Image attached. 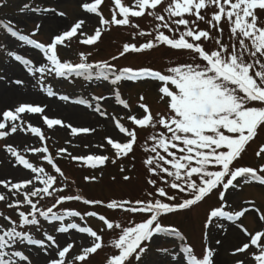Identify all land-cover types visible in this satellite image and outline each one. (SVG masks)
<instances>
[{
  "label": "snow or ice",
  "instance_id": "snow-or-ice-1",
  "mask_svg": "<svg viewBox=\"0 0 264 264\" xmlns=\"http://www.w3.org/2000/svg\"><path fill=\"white\" fill-rule=\"evenodd\" d=\"M103 0H94V3H85L82 7L89 13L100 16L102 26H128L139 29V25L132 22L131 18H141L147 13L156 23L152 31H139L134 36H149L147 42L140 45L125 43L117 60L126 54H141L160 46L168 47L177 52L189 54L187 62L178 63L169 60L165 71L143 67L134 70L130 67L118 68L108 61L89 62L91 53H79V62L61 61L58 56V46H67L66 41L79 34L83 45H96L102 37V29L98 27L93 35H88L82 29L85 25L83 19L78 20L69 29L56 34L48 45L22 35L10 26L8 32L19 41H24L40 50L47 63L38 68L33 67V61L25 59L22 55H15L17 61L28 67V71L53 73L57 77H83L91 80H111L113 85L121 81H141L158 83V92L161 102H167V113L153 114L149 107L143 103L139 107L144 115L140 118L130 114L127 119L140 129L151 128L150 134L143 146V151L148 155L143 161L147 168L149 178L147 184L155 189L148 192V200H116L105 204L101 200H90L80 194H62L68 187H57V175L46 172L43 167H37L29 162L17 148L6 145V151L15 158V162L25 169L36 173L34 178H29L13 183L11 180H0V186L8 189L12 195H23V200L17 199L8 203L9 209L15 208L19 222L0 212V217L6 222L0 224V264H32L30 255L22 250H17L21 244L36 245L48 257L46 264H87L89 258L105 247L101 234L91 227L81 226L76 222L65 223L67 218L78 217L84 220L85 216L98 218L107 230L119 229L117 238L112 240L110 247L115 251L107 257L106 264H216L217 250L205 246L198 254L191 245H184L177 253L159 247V243L166 236L185 237L176 227L164 224L168 215H175L181 211L193 210L195 206L210 196L214 190L218 191L219 199L225 200V191L235 189L243 179L256 181L264 185V165L257 168L239 166V160L245 153L247 146L264 131V0H134L132 6H126L122 0H113L114 8L111 20L105 19L98 12ZM2 6V5H0ZM25 5V8H28ZM160 9L159 11L157 9ZM214 9V10H213ZM41 11V9H31ZM212 10V11H210ZM52 11L53 9H44ZM165 13V14H162ZM64 16L63 12L59 13ZM118 16L122 18H117ZM205 23L207 29H201L200 23ZM228 26V42L224 41L225 29ZM39 25H37V31ZM215 31L217 35H212ZM167 33V34H166ZM209 43L215 47H209ZM22 83V81H16ZM49 95H55L49 87ZM118 102L125 109L130 105L120 98L119 90H115ZM61 100H68V96H60ZM97 100L107 97H96ZM145 98L140 97L143 101ZM85 103V101H79ZM102 116L107 115L100 107L95 109ZM45 107L40 105L20 104L13 109L5 110L0 114V139L14 134L23 125L22 115L43 114ZM46 125L52 128L63 125L60 119L42 117ZM71 127L70 125H64ZM115 126L124 134L125 140L107 137V144L115 151L117 159L127 157L134 151L137 142V132L129 130L119 119ZM161 129V130H158ZM25 131L45 137L42 130L31 124ZM95 129L71 127L72 134H87ZM151 142V143H149ZM33 153H48L47 147L28 148ZM61 149L60 152H66ZM72 160H83L90 167L96 168L109 161L107 155H88L76 157L68 153ZM256 156L264 159V146L260 147ZM44 159L52 166L54 172L62 179H67L56 164L53 157L45 155ZM124 168L121 167V172ZM155 177V179L151 178ZM125 181L130 177L125 175ZM85 180H95V177H85ZM39 181L42 187L36 186ZM158 181L164 186H159ZM167 189L176 190L182 194L170 195ZM222 189V190H221ZM79 191V190H77ZM45 197L53 198L54 203L46 210L37 206L38 201ZM159 197V198H157ZM9 197L0 193V202L7 201ZM82 202L84 205H103L109 210H121L130 214H142V221L135 222L129 219L128 226L108 219L97 211H81L65 209L63 212L53 211L54 208L66 202ZM30 206L26 213L21 210ZM248 211L244 208L235 213L225 211L218 207L210 212L205 223V228L215 226L223 228V223L214 220L237 221ZM43 217L49 223L59 222L55 230L59 233H69L76 230L87 234L86 244L80 245L79 254L73 252L75 242H67L61 246L57 238L44 233V238L34 239L23 226L39 228ZM259 219L264 221V214ZM248 237V242L235 249L233 255L250 253L254 264H264V230H257L255 234L243 229ZM46 241L48 243H46ZM221 241L217 239L216 245ZM155 253L161 259H153ZM72 253L69 259V254ZM234 264H246V259H239Z\"/></svg>",
  "mask_w": 264,
  "mask_h": 264
},
{
  "label": "rangeland",
  "instance_id": "rangeland-1",
  "mask_svg": "<svg viewBox=\"0 0 264 264\" xmlns=\"http://www.w3.org/2000/svg\"><path fill=\"white\" fill-rule=\"evenodd\" d=\"M85 3H94V0H0V84L3 88L15 89L19 93H37L41 97L48 99L51 102L58 104L60 107L75 110L80 108L78 120L72 121L73 126L78 128L95 129L87 134H72L70 129L64 125H56L49 128L40 114L22 115L23 125L21 129L14 134L10 133L7 138L0 139V180H12L13 183L20 182L29 178H34L36 173H31L30 170L25 169L22 165L15 162V158L6 151V145H11L17 148L22 155L25 156L29 162L37 167H43L46 172L52 175H57V187L65 185V179L59 177L54 169L49 167L45 155H52L55 158L64 159L65 163L71 161L68 153L76 157H86L88 155H107L109 161L104 165H99L94 169V173L85 170L86 165H79V176L84 180L79 182V188H83V197L90 200H101L105 204L113 199L116 200H148V192H154L155 189L147 184L149 173L144 166L143 161L148 155L143 151V146L147 137L153 133L151 128L140 129L135 126L127 117L130 114L137 115L138 118L144 115L143 110L139 107L141 103L147 105L150 111L155 114L167 113V102H161L160 94L158 92V83L156 82H141V81H121L116 85L111 83V80H87L83 77H57L53 73H44L43 76L39 72H29L28 67L22 62L15 59L16 55H22L25 59L33 61V67L38 68L44 66L47 61L43 53L35 49L33 45H29L24 41H19L18 37H13L6 26H10L13 30L19 31L22 35H28L30 39H35L38 43L48 45L52 42L56 34L62 33L69 29L78 20L83 19L85 25L83 31L88 35H93L95 30L100 27L102 29V37L96 45H83L79 41L83 37L77 34L76 37L70 41H66L67 46H58V56L61 61H71L73 63L79 62V53H91L89 57L90 63L98 61H108L118 68L130 67L134 70L149 67L154 70L165 71L169 66V60H175L178 63L187 62L189 54L186 52H177L165 46L147 51L141 54H126L117 60H112L113 56H119L125 43H134L140 45L147 42L151 37L149 36H134L133 34L139 31H152L157 21L152 17L147 16L141 18H131L132 22L138 24L139 29H134L128 26H102L100 25V16L96 13H89L82 6ZM126 6H132L134 0H122ZM28 5V8H25ZM39 8L41 11H32L31 9ZM114 3L113 0H103L99 6L98 12L102 13L103 18L111 20L113 15ZM44 9H53L52 11H43ZM160 10L159 8L157 9ZM214 10V9H213ZM212 11V10H210ZM63 12L65 15L60 16ZM165 14V13H162ZM166 15V14H165ZM261 15H264L262 13ZM117 18H122L118 16ZM37 25L39 30L37 31ZM201 29H207L205 23H200ZM225 34L224 41L228 42L229 29L224 25ZM167 34V33H166ZM212 35H217L215 31ZM209 47H215L214 44L209 43ZM103 49V50H102ZM24 72L22 76L21 73ZM22 81V83H16ZM56 93L49 95L48 90ZM119 90L120 98L124 99L130 108L125 109L121 105L115 95V90ZM60 96H68V100H61ZM143 96L145 99L140 100ZM96 97H107V99L97 100ZM6 98L3 93L0 94V99ZM30 104L39 105L43 102L42 99H29ZM85 101V103H79ZM25 102H17L0 108V114L5 110L13 109ZM42 106V104H41ZM66 106V107H65ZM43 107V106H42ZM100 107L101 111L106 112L107 115H101L95 109ZM66 108V109H67ZM46 109V106H45ZM38 115V116H34ZM49 116L59 118L57 113H49ZM48 117V116H47ZM61 118V117H60ZM120 122L129 130L135 128L137 132V142L134 145V151L129 153L127 157L117 159L116 164H112L111 160L115 159L114 149L107 144V137L113 139L125 140L124 134L120 133L115 126V120ZM72 120V119H71ZM31 124L42 130L45 137L41 140L39 136L31 133L30 130L25 131L27 125ZM64 127V128H63ZM161 130V129H158ZM151 143V142H149ZM264 146V131L258 133L257 137L249 143L242 159L239 160V166H250L257 168L259 165H264V159L256 156L260 147ZM47 147L48 153H33L27 151L28 148ZM61 149L67 151L61 153ZM51 156V157H52ZM73 161V160H72ZM83 160H77L81 162ZM85 162V161H84ZM86 163V162H85ZM71 164L67 163V167ZM121 167L124 171L121 172ZM14 169H19L17 174L22 173V177L18 180L14 174H8ZM127 175L129 180L125 181L123 177ZM85 177H95V180H85ZM155 179V177H151ZM159 186H164L158 181ZM37 187H42L39 181H36ZM170 195L179 194L176 190L167 189ZM222 190V189H221ZM225 191V200L219 199L218 191L214 192L205 198L190 211H181L175 215H168L164 220V224L169 227H176L180 230L185 240L181 241L176 236H166L159 247L167 248L170 252L177 253L179 248L184 245H191L198 254L205 246L213 247L217 250L215 257L216 264H234L236 260L246 259V264H254L250 258V253L255 249H249L248 253H241L233 255L236 248L248 242V237L243 229L247 232L255 234L257 230H264V221L259 219L260 215L264 214V185H260L256 181L240 180L239 186ZM77 192L75 187H71L68 192L62 194H73ZM0 193L9 197L7 201L0 202V212L10 216L12 220L19 222L17 210L15 208L9 209L8 203H12L17 199L23 200V195H12L8 189L0 186ZM60 194V193H58ZM57 194V195H58ZM159 198V197H157ZM34 202L38 201L37 206L42 210L51 207L54 203L53 198L45 197L42 200L33 198ZM30 206H24L21 210L26 213ZM53 211L63 212L65 209L81 211H97L99 214L105 215L108 219L120 222L123 226H128L129 219L135 222L142 221V214H130L121 210H109L103 205L93 206L84 205L82 202H67L59 206ZM218 207H223L225 211L235 213L244 208L248 211L243 217L237 221L214 220L215 223H223V228H216L215 226L205 228V223L210 215V212ZM62 209V210H61ZM41 224L37 229L34 226H23V229L18 230L28 231L34 239L44 238V233L51 234L57 238V242L64 246L67 242H75L76 248L73 252L79 254L80 245L86 244L90 237L87 234L79 233L76 230H70L69 233H59L55 230L59 222L49 223L43 217H39ZM76 222L81 226L91 227L101 234L104 239L105 247L92 255L87 264H106L107 257L115 250L110 247L112 240L117 238L119 229L109 231L95 217L85 216L84 220L80 218H67L65 223ZM6 222L0 217V224ZM219 239L221 243L215 244ZM46 243H48L46 241ZM17 250H22L25 254L30 255L32 264H46L47 256L41 252L36 245L21 244ZM72 253L69 254V259ZM153 259L159 261L160 254L155 253Z\"/></svg>",
  "mask_w": 264,
  "mask_h": 264
},
{
  "label": "bare ground",
  "instance_id": "bare-ground-1",
  "mask_svg": "<svg viewBox=\"0 0 264 264\" xmlns=\"http://www.w3.org/2000/svg\"><path fill=\"white\" fill-rule=\"evenodd\" d=\"M21 75L23 76L24 75V72L21 73ZM3 93V95L6 96V98L4 100H1L0 99V108L1 107H4V106H7V105H10V104H16L17 102H25L26 104H30V100L29 99H42L43 102L41 103L43 107L46 106V109H45V112L43 114H40L43 116H48L49 118H54L52 116H49V113H57L59 116V118L55 117L56 119H60L62 122H63V125H64V122L65 125H70V126H73V120L77 121L79 116L76 115L77 112H80V108H75L74 111H72V109H68L66 106V108L64 107H60L58 104L54 103V102H51L49 101L48 99L46 98H43L41 97L39 94L37 93H19L16 92L15 89H7V88H3L0 84V94ZM41 104H39L41 106ZM33 105V104H32ZM34 116H38V115H34ZM61 117V118H60ZM72 119V120H71ZM62 125V126H63ZM61 126V125H60ZM64 128V127H63ZM68 129H70V127H66ZM20 170L19 169H14L13 171H11L10 173L8 174H14V176L17 177V179L19 180L21 177H22V173L21 174H17ZM12 181V180H11Z\"/></svg>",
  "mask_w": 264,
  "mask_h": 264
},
{
  "label": "trees",
  "instance_id": "trees-1",
  "mask_svg": "<svg viewBox=\"0 0 264 264\" xmlns=\"http://www.w3.org/2000/svg\"><path fill=\"white\" fill-rule=\"evenodd\" d=\"M58 163V166L61 168V170L63 171L65 177L67 178L65 181H66V184L68 185V187L66 188V190L69 192L70 191V188L71 187H75V189L79 190L75 193H73L72 195H76V194H80L83 196V188H79L78 186V183L79 182H83L84 180L79 176V170H78V166L76 165V162H71V161H68L65 163V160H58L57 161ZM67 163L68 164H71L70 166L67 167ZM85 170L86 172L88 173L91 172V173H94V170L92 167L90 166H85ZM91 173H88L91 175ZM58 195H62V193L58 194Z\"/></svg>",
  "mask_w": 264,
  "mask_h": 264
}]
</instances>
